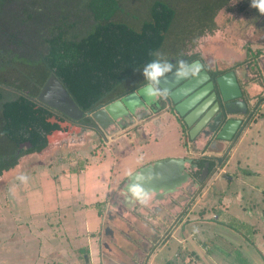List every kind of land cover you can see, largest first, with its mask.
Wrapping results in <instances>:
<instances>
[{"label": "trees", "instance_id": "trees-1", "mask_svg": "<svg viewBox=\"0 0 264 264\" xmlns=\"http://www.w3.org/2000/svg\"><path fill=\"white\" fill-rule=\"evenodd\" d=\"M178 1L0 0V171L16 164L21 144L29 145L21 154L41 153L58 127L36 100L50 75L89 115L146 84L142 68L155 59L151 52L173 63L201 61L197 42L217 32L215 17L230 0L216 11L195 9L202 13L190 25L181 23Z\"/></svg>", "mask_w": 264, "mask_h": 264}, {"label": "crops", "instance_id": "crops-1", "mask_svg": "<svg viewBox=\"0 0 264 264\" xmlns=\"http://www.w3.org/2000/svg\"><path fill=\"white\" fill-rule=\"evenodd\" d=\"M255 43H258V40L255 41ZM241 45H244L243 42ZM228 54H231V50L227 51V55ZM246 54L247 52H244V57ZM244 57L240 59L237 58V60H235L236 62L225 67V70H229L235 74L238 92L236 97L230 100L237 102L243 110H246V108L253 106L252 103H254V101L258 100L259 102L261 98L257 107V110H260L264 106V52L257 58L260 65L258 72L259 79L254 80L253 77L250 80L243 79L244 74H250V72L247 71L249 66H246V72L242 74V68H245V65L242 66V61L245 60ZM199 62L203 65V69H209L208 59H201ZM220 66L222 67V65ZM197 88H199V85L194 89ZM172 89L173 88H171V90ZM187 95L186 93L179 98L182 103L188 98L186 97ZM191 109L192 107H186L183 115L190 112ZM173 112V116H171L172 112L168 110L167 106L153 110L149 109L146 111V115L143 114L144 116H136V118H133V122L130 125H124L123 127L114 125L109 133L107 129H101V145L103 148H108L114 155V161L116 162L115 176L109 183L105 193L103 189L100 195L95 194L96 199L91 197L90 201H86L87 197L84 198L83 196L78 202L77 200L76 202L75 200L71 202L70 199H67V197H71L70 194H72V191L75 189L77 192L82 190L83 194L84 191L87 190L92 192L96 190V185L92 186L85 181H83V185L81 183L76 184L77 187L75 189V183L68 184L66 181L68 177L76 176L75 172L81 175L86 174L88 167L86 166L87 162H85L84 166H82L79 171L71 170L70 172H66V174L61 173L58 175L56 180H52L53 194H51V197L53 202L54 198H56V201L60 200L61 203H59V205L61 204V206L56 205L57 209L55 208L54 210H43L44 214H51L46 216V218L50 217L51 219L49 218L50 221L44 224L42 228H36L35 225H37V222L31 220L33 223L32 230L21 229L23 236L18 235L20 238L17 244L18 249H20L19 251L22 253L26 251V246L29 243L27 239L29 237H34L32 235H36L37 237L35 238L38 241V237L40 238L43 236L42 229L44 230L47 228L49 230L47 235L49 233L53 234V239L56 235V231L60 230L59 233L62 234V238L65 236L68 245L70 244L69 237L77 233L78 235L76 238H78L80 233V237H85V244L81 243L76 249L64 248L62 245H59L60 248H58L59 246L55 245L57 243L56 241L46 237L47 239L44 238V241L47 247L45 246L44 250H48L47 254L51 255L43 258V260L41 259L36 264H78V261L75 262L76 258L73 257L74 254H72L74 250L77 249H84V251H86L85 260L90 264H170L171 258H175V264H229L227 259L228 248L227 250L223 249L224 252L212 248L213 245L211 244V240L218 236L221 241L224 242L225 240L229 241L231 236L227 233L223 234V232L209 224V222L203 220L200 216L202 211L197 209L196 206L199 203L202 193H199V196L192 202L191 197L184 199V201L181 197H171L167 201L154 199L150 206L153 208L149 213L143 211L149 210L150 207L144 208L138 204L135 207L136 214L129 212L125 214H120L118 212L117 214L115 211L116 214H113V222L109 225L111 229L107 228V226L104 227L108 213L106 207L110 205L112 199V206H115L112 195L116 191L120 192L125 179L129 176L128 173H133L141 166L155 162L156 160L165 158H193V156L196 157V155L218 157L227 151L226 164L221 175L225 179H228L227 168L230 165V159L233 157L241 142V138L246 132L247 126L254 122L253 120L256 117L255 111H251L250 120L237 135L235 140H215L209 146H206L201 137H199L198 130L192 134V136L189 135L191 126L197 118L192 119L190 125L187 126L186 124H182L180 120L177 119V116H175L176 112ZM168 113L171 114L169 115ZM239 114L243 115L241 112H239ZM103 144L105 146H103ZM100 153L101 152H98V155ZM98 155L95 157L98 158ZM64 180L67 183L66 185L62 184ZM55 182L56 184H54ZM71 187L72 190L70 189ZM19 190L14 191L13 194L20 197L21 194L31 193L28 191H21V188ZM68 191L69 194L66 193ZM182 194H186V191L184 190ZM72 198L74 199V197ZM121 198L123 199L122 195ZM239 198L240 197L235 201L232 200L219 203L218 207H221L218 211L221 216L218 217V215L213 214L212 219L219 220L220 218V224L223 225L224 228L226 224H228L230 226L229 230H235L236 232L237 228L241 227L239 218L236 214L230 213L225 209L230 206L232 211L241 210L242 213L240 214H242L243 218H248L251 222L248 224L247 229L251 233L250 235L257 231L260 236L264 238V226L262 227L259 224L260 218L264 216L263 209L260 208L259 211H256L254 206L253 208L251 207V205H254V202H250L251 205L246 206L245 202L243 203ZM22 199L23 198L20 197V200L24 202ZM49 202H51V199ZM119 203L122 205L121 202ZM122 207L124 206L122 205ZM68 224L71 225V227H68ZM144 227L146 229H144ZM66 231L69 233L67 234ZM224 235H228V238ZM8 236L10 237V235ZM188 240L192 245L187 244ZM172 242H174L175 245H173ZM10 244L11 239L8 238L4 243L5 251ZM171 245L173 246L172 250L170 249ZM186 252L187 256L182 259L180 254H186ZM260 253L263 256V260L259 264H264V249L260 251ZM250 254L251 253H249V255ZM248 260L250 259L248 258ZM12 264H17L15 257Z\"/></svg>", "mask_w": 264, "mask_h": 264}, {"label": "rangeland", "instance_id": "rangeland-1", "mask_svg": "<svg viewBox=\"0 0 264 264\" xmlns=\"http://www.w3.org/2000/svg\"><path fill=\"white\" fill-rule=\"evenodd\" d=\"M223 1L224 0H179L180 16H182L180 21L182 24L187 23L190 25L188 22L192 19L197 20V17L200 18L202 13V10L194 11L195 9H204L208 6L206 4H209V10L216 11L219 8L218 5L223 3ZM242 7L244 10H240ZM215 22L218 26L217 32L213 35H206L197 42V50L201 54L202 60L207 58L209 60V66L213 65V62L222 66H228L236 62L235 60H237V58H243L244 52H247L244 57L245 60L242 61V63H245L247 67L249 66L247 71L250 72L249 75L252 76L254 80L259 79L258 72L260 65L257 58L258 55L264 52V15L260 14L257 9L251 7V0H230L222 9H219L215 17ZM79 26H86L84 20H80ZM187 30H189V28ZM257 40L258 43H255ZM241 41L244 44L243 46L241 45ZM248 48L249 51L247 50ZM228 50H231V54L227 55ZM255 51L257 56L252 57V53L254 54ZM246 66L242 68V74L246 72ZM228 91L231 90L228 89ZM252 110L255 111L256 117L253 120L254 122L247 126V130L242 136L241 142L233 157L230 159V165L227 168L228 179H225L221 175L219 179H211L209 183L213 180L211 182L212 184L210 183L203 188L201 187L202 189L193 185L189 187L187 185L184 187L183 185L180 189L171 194L173 197H181L183 201L191 197L192 202L199 196V193H202L199 203L196 206L197 209L202 211L200 216L203 220L209 222V224L223 232V234L227 233L231 236L229 241L225 240L224 242L221 241L218 236L213 239L216 240L215 244H220L222 248L230 249V253L227 255L229 264H259L263 260V256L260 253V251L264 249L263 237L260 236L257 231L250 235L251 233L247 229L248 224L251 222L248 218H243L242 214H240L242 213L241 210L232 211L230 206L225 209L230 213L236 214L239 218L241 227L237 228L236 232L235 230H229L230 226L228 224H226L224 228L223 225L220 224V218L219 220L212 219L213 214L218 215V217L221 216L218 211L221 207H218L219 203L232 200L235 201L238 197H240V201L243 203L245 202L246 206H250V202H254V205H251V207L253 208L254 206L256 211L262 208L264 213V106L260 110H257V107L251 108V111ZM173 113L174 112H172L171 116H173ZM168 114L170 115L171 113ZM125 125H130V122L127 123L126 121ZM109 131L110 130H108V133ZM101 144L102 140H99L94 133H90V135H85L82 141L75 142L72 146H49L39 155H25L21 158L16 168L0 176V264H12L14 257L17 264L38 263L41 259L43 260V258L51 255L47 254L48 250H44L47 245L44 241L46 237L56 241V246L62 245V247H68L69 249H76L81 243L85 244V237H80V233L78 238H76L78 235L77 233L69 237L70 244L68 245L65 236L62 238V234L59 233L60 230L56 231V235L53 239V234L49 233L47 235L49 230L45 228L44 230L42 229L43 236L40 238L38 237V241L35 238L37 236L32 235L34 233L31 234L34 237H29L27 239L29 243L26 246V251H23V253L19 251L20 249H18L17 246L20 239L18 235L23 236L21 229L32 230L33 223L31 220L37 222V225H35L36 228H42V226L51 219L50 217V219L46 218L47 215L51 214H44L43 210L57 209V206L61 203L60 200L56 201V198H54L53 202L51 197V194H53L52 180H56L61 173L66 174V172H70L71 170L79 171V169L84 166L85 162H87L86 166L88 167L86 174L81 175L75 172L76 176L68 177L66 181L68 184L75 183L74 189L77 187L76 184L81 183L83 185V181L92 186H97L94 192L87 190L84 191V194L82 190L80 192H77L76 189L73 190L72 194H70L71 197H67L71 202H73V200H75V202L77 200L78 202L82 196L84 198L87 197L86 201H90L91 197L96 199L95 194L100 195L103 189L105 193L109 183L115 176L116 162L114 161V155L107 147L103 148ZM103 146L105 145L103 144ZM98 152L101 153L98 155ZM96 155H98V158L95 157ZM223 163L224 161L222 160L221 165ZM219 168L221 169V166ZM220 171L221 170H219L218 173H220ZM21 173L29 177L27 184H21L16 179ZM67 183L65 180L62 181V184L66 185ZM54 184H56V182ZM205 184H207V182ZM20 188L21 191L31 192L20 195L26 205L20 200V197L13 194L14 191H18ZM70 189L72 190V187ZM184 190L186 194H182ZM66 193L69 194V191ZM72 197H74V199ZM112 198H114L113 202H115V206H112ZM112 198L110 205L106 207L108 213L104 223V227L107 226L109 229H111L109 225L114 219L113 214H116V212L117 214L118 212L120 214H125L127 212L136 214L135 207L137 205L135 204L131 209L122 207L119 202L123 199L119 191L114 192ZM50 199L51 202H49ZM59 206H61V204ZM152 208L153 207H150L149 210L143 212L149 213ZM259 224L262 227L264 226V216L260 218ZM68 227H71V225L68 224ZM144 229L146 228L144 227ZM68 233L69 232H67V234ZM8 235H10V237ZM228 235L224 236L228 238ZM8 238L11 239V244L5 251L4 243ZM172 244L175 245L174 242H172ZM187 244L192 245L189 240ZM60 246L58 248H60ZM172 247L171 245V250L173 249ZM216 247L217 246L214 245L212 246V248L217 250L220 249ZM249 253L251 254L249 255ZM72 254H74L73 257L76 258L75 262L78 261V264H90L85 260L86 251H84V249L74 250ZM248 258L250 260H248ZM170 264H175V258L170 259Z\"/></svg>", "mask_w": 264, "mask_h": 264}, {"label": "water", "instance_id": "water-1", "mask_svg": "<svg viewBox=\"0 0 264 264\" xmlns=\"http://www.w3.org/2000/svg\"><path fill=\"white\" fill-rule=\"evenodd\" d=\"M205 74V75H204ZM202 75L204 77H208L205 72L199 73L197 76L192 77L189 81L185 84H180L185 79H175L174 76L170 73L167 76V82L161 81V86L166 87L168 90L173 88L174 90L169 93V98L175 104L174 110L179 116L183 115V111L186 109V103L191 105V102L196 101L198 96H194V98H187L183 103H181L180 99L186 92L191 90L192 88L197 87L202 81ZM180 84L178 88H174L175 85ZM216 85L221 92L223 101L230 100L235 98L233 92H237L236 88V81H235V74L233 72L228 73L224 76H221L216 80ZM144 87V86H143ZM139 88L137 91L127 94L120 99H117L98 110L92 112L90 114V118L102 129L106 130L108 125L114 124L118 127H123L127 121L130 124L133 122V118H136V114L134 113L135 108L137 107H145L150 106L154 101L148 100L143 96L141 89ZM211 87L213 84L211 83ZM231 90V91H228ZM238 94V92H237ZM54 98L55 101L58 100L57 103H52L50 101ZM38 100L43 104L59 111L60 113L64 114L67 117L76 119L82 115V112L78 109L75 105L67 91L61 85V83L55 78L54 75H50L46 82L44 83L41 91L38 95ZM65 102L67 104V108H63L61 103ZM237 102H233L232 106L229 108V105L225 106V112L230 115L237 114L239 112L243 113L246 110H243L240 107V104H236ZM245 107V106H244ZM70 111H69V110ZM193 109V108H192ZM195 111V112H194ZM203 111V110H202ZM202 111L198 110L197 108L192 110L191 115L188 118H184L186 121V125H190V121L193 118V115L198 117ZM200 112V113H199ZM75 113V114H72ZM199 113V114H198ZM76 115H78L76 117ZM140 117V116H137ZM190 119V120H189ZM199 125V123H198ZM246 125L243 122L242 118L238 116H233V118L228 119L224 123H217L209 124L208 127L210 128V132H214L218 128V132L216 134L215 140L220 141H232L234 137L242 131L244 126ZM197 127H193L189 132V135L192 136L193 132ZM186 164H189L190 167H194L196 164L192 163V159L190 158H165L161 160H156L155 162L146 164L141 166L133 173H136L140 170H143L146 175L151 174L154 175L155 178L151 180V182L146 187H150L157 190V195L155 199L161 200L167 194H172L177 189H179L182 184H184L188 178L189 173L185 169ZM204 176L207 174V168L203 170ZM131 182L129 176L125 179L122 188L120 190L121 195L123 196V200L121 203L126 209H131L135 203L130 202L129 200L125 199L123 192L126 190L128 184Z\"/></svg>", "mask_w": 264, "mask_h": 264}, {"label": "flooded vegetation", "instance_id": "flooded-vegetation-1", "mask_svg": "<svg viewBox=\"0 0 264 264\" xmlns=\"http://www.w3.org/2000/svg\"><path fill=\"white\" fill-rule=\"evenodd\" d=\"M255 55H254V57H255ZM206 60H207V58H206ZM212 64L213 65L209 66L210 71H209V69L208 70L202 69L201 73L205 72L208 77L206 78L202 75L203 81L200 83L201 85L199 84V88H197V89L192 88L191 90L186 92L188 94L186 97L194 98V96H198V99L194 102L192 101L191 105H190V103L185 104V105H187L186 107L189 106V107H192L193 109L197 108L198 110H200V112L203 110L202 113L198 117H196L197 119L193 123V125L191 126V129L195 126L197 127L195 129V131L193 132V134L198 130L199 131L198 135L204 141V144H206V146H209L211 143H213L215 141V137H216V134L218 132V128H217L214 132L211 133L210 132L211 130L208 127L209 124L214 125V123H217L218 121L220 123H224L228 119L233 118V116H236V117L238 116L239 118H242L243 122H245L247 124V122L250 120V117H251L250 116L251 115V108L253 109V108L258 107L259 102L261 101V98L259 99V102H258V100L254 101V103H252L253 106H251L250 108H246L244 115H240L239 113L234 114V115L227 114L225 112L226 111L225 106L229 105V108H230L233 105L232 103L235 101H231V100L223 101L221 92L219 91V89L216 85V80L218 78H220L221 76H224L228 73H231V71L225 70L226 69L225 67H227V66L221 67L216 62H213ZM243 65L246 66L245 63H242V66ZM233 66H231V67H233ZM234 72H235V70H234ZM251 77L252 76H250L248 74H246V75L244 74L243 79H249L250 80ZM190 79L191 78L185 79L180 84H185ZM211 83L213 84V87H211ZM180 84L176 85L174 88H178L180 86ZM173 90L174 89H172V90L170 89L168 91H169V93H171ZM40 91H39V93H40ZM7 92L15 93V90L12 88H8ZM39 93H38V95H39ZM233 93H234V95H237V92H233ZM38 95H37L36 100L41 105L46 106L48 109H50L54 113V115L50 119L51 124L58 126V127H56V129H53L50 134L47 135V146H46V148L49 146H63V147L72 146L75 142L82 141L84 136L90 135V133L91 134L94 133L96 135V137L99 138V140L100 139L102 140V136L100 135L101 134V128L93 120L90 123L85 122V120H84L86 116L90 117L91 113L89 115H85L81 111L82 115L76 119L67 117L64 114L60 113L59 111H57V110L43 104L42 102H40L38 100ZM50 101L52 103L58 102V100L55 101L54 98H52V100H51V97H50ZM236 104H238V103H236ZM61 106L63 108L64 107L67 108V104L65 102L61 103ZM165 106H167V108H168V110H170V112L175 111L174 110L175 104L169 98V95L167 98L155 100L154 103H152L150 106H145V107L140 106V107L135 108L134 113L136 114V116H144L143 114L146 115V111L149 109L153 110V109L162 108ZM193 109H191L190 112H188L182 116H179L177 113H175L177 116V119L180 120V122L182 124H186V121L184 118H188L191 115ZM72 114H75V113H72ZM77 116L78 115H76V117ZM194 118H195V116L193 115L192 119H194ZM198 123H199V125H198ZM112 126L114 127V124L108 125V127L106 129L110 130L112 128ZM235 138L236 137H234L233 140H235ZM28 148H29L28 144L19 145V147L16 151V154H17L16 164L12 168H10L9 170L0 171V176L3 173L8 172V171L16 168L23 156L28 155V154H36V155L40 154V153H35V152L21 154V152H23L25 149H28ZM190 159H192V163H194L196 165L191 168L189 164H186L185 169L187 170V172L189 173L190 176H189L188 180L184 184H182V186L184 185V187H185L187 185L189 187L190 185H193V186H196L198 188H201V187L203 188L204 186H207L208 184H210L213 180L219 179L221 177V173H222L221 171L223 170V168L226 164L225 159H227V151L222 153L221 156H218V157L217 156L196 155V157L193 156V158H190ZM222 160L224 161V163L221 165ZM0 164H1V159H0ZM220 166H221V169L219 168ZM205 167L207 168L206 176H204V174H203V170L205 169ZM219 170H221L220 173H218ZM211 179H213V180L209 183V181ZM206 182H207V184H205ZM171 197H173V196H171V194H168V195L166 194L162 200L167 201Z\"/></svg>", "mask_w": 264, "mask_h": 264}, {"label": "clouds", "instance_id": "clouds-1", "mask_svg": "<svg viewBox=\"0 0 264 264\" xmlns=\"http://www.w3.org/2000/svg\"><path fill=\"white\" fill-rule=\"evenodd\" d=\"M251 7L264 15V0H251ZM150 55L155 59L145 64L142 68V75L146 84L141 89L143 96L151 101L167 98L169 91L161 86V81L167 82L168 74H172L175 79H189L201 73L203 65L199 61L188 62L184 59H178L175 63L166 58L162 52H151ZM131 182L128 184L123 195L125 199L138 204L144 208H149L154 201L157 193L156 189L146 187L154 175H146L143 170L136 173H128ZM21 184H27L29 177L21 173L16 177Z\"/></svg>", "mask_w": 264, "mask_h": 264}]
</instances>
